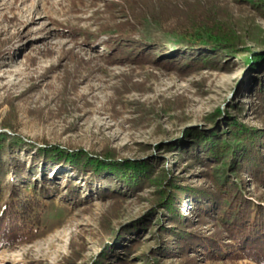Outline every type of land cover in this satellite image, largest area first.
<instances>
[{"label":"rangeland","instance_id":"374dc122","mask_svg":"<svg viewBox=\"0 0 264 264\" xmlns=\"http://www.w3.org/2000/svg\"><path fill=\"white\" fill-rule=\"evenodd\" d=\"M104 1L0 0V133L37 146L143 162L150 178L167 174L177 186L209 185L215 173L214 164H208L212 159L194 160L200 152L186 145L197 132L228 131L233 119L264 126V111L258 114L261 101L255 97L264 59L255 72L241 58L224 54L184 68L108 65L99 56L106 53L104 46L86 47L82 36L73 37L64 29L96 31L116 11L105 12ZM218 6L228 12L240 48L264 53V17L245 0H218ZM171 24L152 28L149 35L177 49L185 40L168 31ZM1 154L6 171L2 203L30 194L31 184H41L43 175L51 181L45 185L54 190L43 200L40 225L22 241L0 245V264H98L106 251L104 241L110 250L102 264H115L121 248L132 242L135 248L128 257L134 264H145V255L152 264L186 261L171 250L151 255L158 240L172 241L167 212L157 201L160 191L151 179L129 188L116 177L80 175L70 166L35 160L32 150L16 147ZM14 164H22L26 175L33 165L36 173L18 182ZM232 176L248 196L264 204V181L247 172ZM67 182L74 198L68 196ZM178 208L196 230L208 234L215 229V216L199 222L197 207L187 195ZM117 232L120 235L112 240ZM188 255L195 264H264L245 257L212 260L199 253Z\"/></svg>","mask_w":264,"mask_h":264},{"label":"trees","instance_id":"16d2710c","mask_svg":"<svg viewBox=\"0 0 264 264\" xmlns=\"http://www.w3.org/2000/svg\"><path fill=\"white\" fill-rule=\"evenodd\" d=\"M245 1L264 17V0ZM103 8L107 13L116 11L110 13L106 22L99 24L96 31L80 27L64 29L73 37L82 36V43L86 47L104 46L107 51L99 56L108 65L129 62L151 63L166 69L184 68L194 66L198 60H210L213 54H224L241 58L255 72L260 60L264 59V53H257L251 48H240V37L227 22L228 12L218 6V0H106ZM117 17L123 20L112 22ZM168 21L172 23V26L167 27L168 31L181 35L182 40H185L184 43L177 44V49L167 47L161 40L149 35L152 28L159 29ZM186 37L189 39H185ZM10 50L11 47L7 49ZM207 52H211V56ZM196 54L198 58L194 57ZM261 68L259 73L262 75L257 78L255 87V97L261 101L259 115L264 111V63ZM233 120L228 121V131L215 133V129L213 133L197 132L193 140L187 143L186 146L193 152H200L194 160L212 159L208 164H214L215 173L211 174L209 185L195 188L177 186L168 179L167 174H160L152 179L143 162L120 160L109 153L69 150L57 145L37 146L1 132L0 245L22 241L33 228L40 225L43 200L51 198L54 190L45 185L51 181L43 175L41 184L38 180L31 184L30 194L2 203L1 181L6 171L1 153L11 152L18 147L32 150L35 154L32 158L35 160L41 157L44 162L70 166L80 175L104 176L107 179L116 177L129 188L151 179L160 191L157 201L167 212L166 217L171 224L167 234L172 238V241L158 240L157 251L151 253L153 257L156 254H167L171 250L172 253L175 252L174 256L185 258L186 261L179 264H195L196 259L188 255L190 253H199L212 260L245 257L264 263V204L248 196L239 181L232 176V172L236 176L247 172L256 181H264V126H246ZM262 122L264 123V119ZM22 168V164H14L13 172L16 180L23 183L24 178L36 173V168L32 165V173L27 175ZM66 184L68 196L74 198L75 191L71 182ZM12 195L15 196V193ZM185 195L189 197L190 204L197 207L199 222L208 215L215 216L216 224L213 225L215 229L212 232L204 234L196 230L179 211L178 205ZM117 235L120 233H114L111 239H117ZM102 246L106 251L100 256L98 264L105 261L110 250L105 241ZM134 246V242L127 247L123 246V253L115 264H134L128 257ZM144 257L145 264H152V260L146 255Z\"/></svg>","mask_w":264,"mask_h":264}]
</instances>
